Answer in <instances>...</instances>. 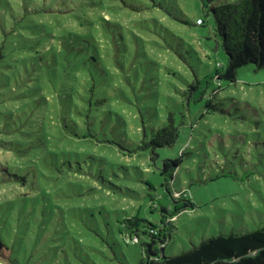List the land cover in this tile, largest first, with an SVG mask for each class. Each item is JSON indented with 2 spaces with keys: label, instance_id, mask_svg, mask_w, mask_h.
Here are the masks:
<instances>
[{
  "label": "rangeland",
  "instance_id": "rangeland-1",
  "mask_svg": "<svg viewBox=\"0 0 264 264\" xmlns=\"http://www.w3.org/2000/svg\"><path fill=\"white\" fill-rule=\"evenodd\" d=\"M215 4L0 0V237L14 264H141L148 237L128 242L130 218L171 224L167 256L264 226V68L215 78L228 62ZM169 109L185 124L152 161L138 146ZM180 158L173 202L161 169Z\"/></svg>",
  "mask_w": 264,
  "mask_h": 264
},
{
  "label": "trees",
  "instance_id": "trees-1",
  "mask_svg": "<svg viewBox=\"0 0 264 264\" xmlns=\"http://www.w3.org/2000/svg\"><path fill=\"white\" fill-rule=\"evenodd\" d=\"M214 1L216 4L211 7V11L215 22V36L221 40L222 48L228 57L226 68L223 71L217 70L215 78L218 81L236 83L241 67L253 64L257 69L264 68V0ZM4 34L6 37L5 32ZM5 42L6 40L0 42V64L5 56ZM222 67L221 64L220 68ZM94 87L93 84L91 91ZM216 91L213 89L208 97L212 98V94ZM188 105L190 99L187 100V107ZM206 107L216 110L211 99L207 101ZM77 113L81 114L79 108ZM178 116L183 118V121L178 122ZM184 124L185 114L169 109L163 125L154 128L150 138L144 134L138 148L151 151V160L157 161L159 154L156 151L159 148L176 145ZM83 137H92V134L86 133ZM180 164L181 158L166 159L161 169V175L165 176L163 186L173 202H177L175 194H180L182 191L172 189L167 177H172V172ZM173 183L174 179L172 186ZM151 204V209L157 207L153 197ZM185 206L189 205L185 204ZM161 212L162 218L166 213L169 215L173 213L169 206L162 205ZM141 221L139 218H130L124 222V227L128 230L129 243H141L142 234L148 237V240L142 243L141 264H264V226L242 232L218 233L203 239L198 245L167 256L165 247L174 231L170 227L171 224L164 223L163 220L160 224L147 222L143 225L145 229L141 231ZM12 256V248L0 237V264H14Z\"/></svg>",
  "mask_w": 264,
  "mask_h": 264
},
{
  "label": "built area",
  "instance_id": "built-area-1",
  "mask_svg": "<svg viewBox=\"0 0 264 264\" xmlns=\"http://www.w3.org/2000/svg\"><path fill=\"white\" fill-rule=\"evenodd\" d=\"M199 22L201 23V22H202V20H200V19H199Z\"/></svg>",
  "mask_w": 264,
  "mask_h": 264
}]
</instances>
